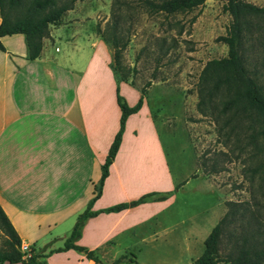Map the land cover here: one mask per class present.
<instances>
[{
  "label": "crops",
  "instance_id": "crops-1",
  "mask_svg": "<svg viewBox=\"0 0 264 264\" xmlns=\"http://www.w3.org/2000/svg\"><path fill=\"white\" fill-rule=\"evenodd\" d=\"M65 25L68 24L63 21L54 27ZM54 27L49 26L40 54L33 59L27 57L23 33L0 36L5 47L0 49V246L21 251V243L29 244L39 254L34 264H99L83 250L60 248L78 214L96 192L101 164L119 127V84L99 37L87 32L82 38L66 34L67 46L62 49L54 44L58 31ZM73 28L71 33L76 36L77 29ZM144 109L142 104L141 110L127 119L120 148L92 210L129 203L150 191L159 192L157 181L147 179L148 163L141 161L145 149L147 157L148 146L135 151L146 128L142 125ZM133 118L141 122L140 127L131 126ZM164 152L162 149L156 160H161L160 165L151 163L154 169L165 171ZM175 199L176 193L165 200L146 199L125 210L101 211L85 219L74 242L105 262V253L115 244L122 242L129 249L131 236L146 242L151 221L160 231L174 230L186 223L185 232L195 234L191 218L167 211ZM205 239L206 236L201 238L204 244ZM179 240L174 235L165 243L172 249ZM109 258L110 263L117 257Z\"/></svg>",
  "mask_w": 264,
  "mask_h": 264
},
{
  "label": "rangeland",
  "instance_id": "rangeland-1",
  "mask_svg": "<svg viewBox=\"0 0 264 264\" xmlns=\"http://www.w3.org/2000/svg\"><path fill=\"white\" fill-rule=\"evenodd\" d=\"M112 1L75 0L56 23L49 24L51 28L63 21L68 24L54 27V31L58 30L55 31L58 34L55 33L54 44L64 49L67 46L66 34H71L70 38H82L84 32L101 39L108 65L117 76L119 86L123 85L122 92L120 87L119 92L126 103L132 106L143 95L146 115L142 125L145 124L146 128L142 130L141 145L135 151L148 146L147 157L145 149L141 160L144 165H149L147 179L157 181L159 193L167 194L165 199L176 193L175 203L167 211L191 218L196 229L195 234L194 231L187 234L186 223H183L174 230L160 231L151 221L146 242L131 236L133 241L129 249L119 242L105 253L103 260L109 263V257L122 254L124 257L117 264H193L205 249L201 238L207 237L217 220L231 208V203L236 208L243 203L236 217L222 231L219 257L224 260L234 249V234L246 225L245 212L248 211L242 206L249 205L247 200L250 199L251 184L246 170L249 160L240 141L233 137L225 138L224 130L220 129L223 119L218 105L209 104L201 110L197 102L205 63L228 54V46L217 36L226 34L232 17L223 9L222 0H206L192 10L170 16L135 8L132 12V34L122 55V67L113 69L114 48L96 31L97 25L102 28L110 19ZM248 1L264 5V0ZM74 26L76 36L71 33ZM251 55L256 67L264 72V52L251 50ZM102 85L104 92V80ZM119 118L120 114L117 116L118 124ZM136 119L131 120L133 128L140 127L141 122ZM162 149L165 151V171L156 170L151 164H161L160 159L159 162L156 160L161 157ZM153 176H158L159 182ZM176 183L179 186L177 191ZM174 235L181 241L171 249L165 239ZM21 252L24 256L38 254L29 244L26 250L21 248ZM98 253L101 255L102 252Z\"/></svg>",
  "mask_w": 264,
  "mask_h": 264
},
{
  "label": "trees",
  "instance_id": "trees-1",
  "mask_svg": "<svg viewBox=\"0 0 264 264\" xmlns=\"http://www.w3.org/2000/svg\"><path fill=\"white\" fill-rule=\"evenodd\" d=\"M75 0H0V36L21 32L27 45V57L39 56L43 38L49 34V24L56 23ZM206 0H113L110 19L104 27L97 25L96 31L110 42L114 48L112 68L122 67V55L129 44L133 26V9L139 8L150 13H163L167 16L176 12L192 10ZM223 9L231 17L225 35L217 36L225 43L228 54L224 57L209 59L201 72L199 100L201 110L206 105L216 103L219 107L220 129L225 138H236L247 151L246 170L250 180L249 205H243L246 225L234 234L236 241L232 253L224 260L219 257L222 231L236 217L238 208L231 203V208L217 220L205 239V249L193 264H264V72L252 61V52H264V5L259 6L248 0H222ZM0 49L5 47L0 39ZM264 66V65H263ZM117 77V76H116ZM118 81V79H117ZM119 83V82H118ZM116 87V100L121 108L119 127L114 135L110 149L101 164V176L96 184V192L87 207L78 214L77 219L65 238L64 246L85 251L87 257L96 263L105 264L85 246L74 241L81 234V227L87 217L101 211H120L137 206L146 199L165 200L166 195L155 191L143 194L132 202H119L99 210H92L94 199L99 196L105 177L109 176V165L113 161L123 140L122 134L127 119L141 110L143 95L129 106ZM142 89V94H143ZM217 101V102H215ZM178 187V184L176 185ZM232 205L234 207H232ZM39 254L24 256L18 249H5L0 246V262L20 261L34 264ZM121 254L109 264H117L123 259ZM131 261H133L131 259Z\"/></svg>",
  "mask_w": 264,
  "mask_h": 264
},
{
  "label": "built area",
  "instance_id": "built-area-1",
  "mask_svg": "<svg viewBox=\"0 0 264 264\" xmlns=\"http://www.w3.org/2000/svg\"><path fill=\"white\" fill-rule=\"evenodd\" d=\"M21 248H22L23 250H26V249L28 248V244H27V243H23V244L21 245Z\"/></svg>",
  "mask_w": 264,
  "mask_h": 264
}]
</instances>
